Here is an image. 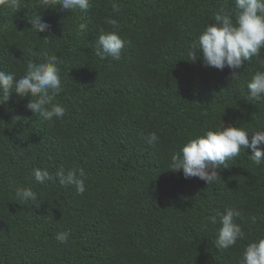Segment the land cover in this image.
<instances>
[{
    "label": "trees",
    "instance_id": "16d2710c",
    "mask_svg": "<svg viewBox=\"0 0 264 264\" xmlns=\"http://www.w3.org/2000/svg\"><path fill=\"white\" fill-rule=\"evenodd\" d=\"M222 6L234 9V0H89L75 12L38 0L0 7V70L19 77L29 62L57 56L53 103L66 109L46 121L26 107L31 97L12 93L0 105V264H242L247 244L264 238V162L241 148L210 185L170 168L171 156L205 130L264 129V99H247L264 48L234 78L228 67L189 60ZM35 16L50 27L34 32ZM111 31L125 42L118 60L96 55L99 35ZM153 131L159 141L149 144ZM61 167L84 170V194L35 182L34 168L55 175ZM21 187L37 200L17 199ZM229 206L242 213L244 237L222 249L212 217ZM60 232L66 244L55 239Z\"/></svg>",
    "mask_w": 264,
    "mask_h": 264
},
{
    "label": "clouds",
    "instance_id": "9594fccd",
    "mask_svg": "<svg viewBox=\"0 0 264 264\" xmlns=\"http://www.w3.org/2000/svg\"><path fill=\"white\" fill-rule=\"evenodd\" d=\"M38 4L44 9L59 5L60 10L65 12L86 11L89 8V0H38ZM0 7L18 9L20 0H0ZM113 10L119 12L120 8L114 4ZM214 19L217 23H208L191 44L187 53L189 60L195 62L200 58L205 67H214L221 71L228 67L234 78L244 62L259 57L261 49L264 48V0H234V9L222 6ZM30 23L31 29L36 33L44 32L50 27L40 16L33 17ZM108 23L114 27L116 25L115 20H109ZM79 28L83 30L86 25L82 23ZM124 43L118 31L102 33L97 40L96 55L101 59L111 56L118 60ZM59 63L61 61L57 56L45 54L41 62H29L25 73L19 77L15 72L0 70V105L9 101L11 94L15 93L20 97H31L26 107L44 120L62 119L66 109L53 103L61 90ZM259 63L261 69H264V60ZM247 89L249 101L264 99V70L255 72L247 82ZM20 118L15 116L13 121H20ZM249 132L252 133L251 139ZM147 139L149 144H154L159 141V136L153 131ZM241 148L251 149V160L257 166L264 162V129L248 131L241 126L223 125L215 130H205L202 135L185 143L179 153L171 156L170 168L173 171L182 170L185 179L195 177L210 185L219 176L220 167L223 165L228 168L227 161L238 156ZM33 176L39 185L46 186L50 182L58 181L63 187H73L78 195L86 191V173L82 168L66 172L61 167L55 175L46 168H34ZM15 195L21 201L37 200V193L27 187L18 188ZM217 216L221 227L218 230L216 246L230 248L244 237L241 226L236 223L242 213L229 206L223 212L217 210L216 216L212 217V223L217 222ZM55 239L66 244L69 235L67 232H60ZM242 264H264V238L247 244L242 255Z\"/></svg>",
    "mask_w": 264,
    "mask_h": 264
}]
</instances>
